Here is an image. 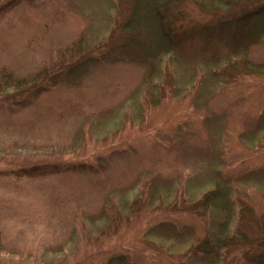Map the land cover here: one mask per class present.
<instances>
[{
    "label": "rangeland",
    "instance_id": "rangeland-1",
    "mask_svg": "<svg viewBox=\"0 0 264 264\" xmlns=\"http://www.w3.org/2000/svg\"><path fill=\"white\" fill-rule=\"evenodd\" d=\"M117 13L0 0V73L42 83L22 102L0 91V264H182L204 230L167 204L213 189L218 171L264 211V75L225 87L190 59L114 61Z\"/></svg>",
    "mask_w": 264,
    "mask_h": 264
},
{
    "label": "trees",
    "instance_id": "trees-1",
    "mask_svg": "<svg viewBox=\"0 0 264 264\" xmlns=\"http://www.w3.org/2000/svg\"><path fill=\"white\" fill-rule=\"evenodd\" d=\"M112 6L118 10L117 30L110 39L114 61L163 55L171 56V62L190 59L206 68L205 77L225 87L264 75V0H112ZM32 82L0 73V91L15 88L17 94L11 96L21 102L41 88L42 83ZM46 168L22 172L32 175ZM216 175V186L197 199L167 204L168 215L182 213L195 220L191 230L203 226V235L195 236L182 264H264V211L252 199L240 198L239 179L220 171ZM150 199H140L144 208ZM133 212L138 215L137 209ZM219 212L224 214L221 221L216 219ZM129 256L113 255L107 264H131Z\"/></svg>",
    "mask_w": 264,
    "mask_h": 264
}]
</instances>
